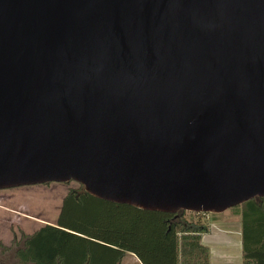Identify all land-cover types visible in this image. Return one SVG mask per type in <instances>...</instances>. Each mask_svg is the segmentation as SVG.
Masks as SVG:
<instances>
[{"label": "water", "instance_id": "1", "mask_svg": "<svg viewBox=\"0 0 264 264\" xmlns=\"http://www.w3.org/2000/svg\"><path fill=\"white\" fill-rule=\"evenodd\" d=\"M67 182L165 213L264 198V0H0V190Z\"/></svg>", "mask_w": 264, "mask_h": 264}, {"label": "trees", "instance_id": "2", "mask_svg": "<svg viewBox=\"0 0 264 264\" xmlns=\"http://www.w3.org/2000/svg\"><path fill=\"white\" fill-rule=\"evenodd\" d=\"M231 210L240 216L241 264H264V198ZM184 212L142 210L69 190L54 223L21 234L12 264H119L125 253L141 264H209V250L200 242L208 227Z\"/></svg>", "mask_w": 264, "mask_h": 264}, {"label": "rangeland", "instance_id": "3", "mask_svg": "<svg viewBox=\"0 0 264 264\" xmlns=\"http://www.w3.org/2000/svg\"><path fill=\"white\" fill-rule=\"evenodd\" d=\"M82 189L75 182H67L27 185L0 190V242L9 247L5 252L0 246V260H8L7 264L13 262L15 251L22 246L21 234L28 235L45 224L54 223L65 194L69 190ZM213 215L185 211L183 216L189 220L199 219L203 223H208L213 220ZM215 215L219 218H237L239 216L231 208ZM122 264L136 263L133 257L127 253L122 259Z\"/></svg>", "mask_w": 264, "mask_h": 264}, {"label": "crops", "instance_id": "4", "mask_svg": "<svg viewBox=\"0 0 264 264\" xmlns=\"http://www.w3.org/2000/svg\"><path fill=\"white\" fill-rule=\"evenodd\" d=\"M208 229L201 233L200 242L209 250V264H241L242 239L240 216L237 218H212ZM127 253L124 254L125 257ZM136 264L141 262L131 253ZM123 259V258H122ZM119 264H122V260Z\"/></svg>", "mask_w": 264, "mask_h": 264}, {"label": "flooded vegetation", "instance_id": "5", "mask_svg": "<svg viewBox=\"0 0 264 264\" xmlns=\"http://www.w3.org/2000/svg\"><path fill=\"white\" fill-rule=\"evenodd\" d=\"M2 250H3V249H2ZM0 252H1V250H0ZM5 252H7V251H5ZM5 252H3V253H5ZM1 254H2V253H1ZM7 261H8V260L1 259V260H0V264H7ZM9 264H12V262L9 263Z\"/></svg>", "mask_w": 264, "mask_h": 264}]
</instances>
